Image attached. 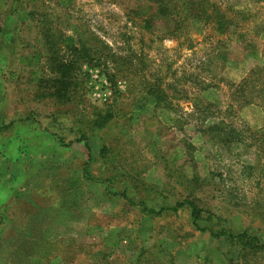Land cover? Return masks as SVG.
I'll return each mask as SVG.
<instances>
[{
    "label": "rangeland",
    "instance_id": "1",
    "mask_svg": "<svg viewBox=\"0 0 264 264\" xmlns=\"http://www.w3.org/2000/svg\"><path fill=\"white\" fill-rule=\"evenodd\" d=\"M192 1L223 13L227 34L192 16L171 34L174 19L139 17L137 0H74L41 18L54 36L67 31L68 18L84 22L86 49L65 102L37 94L28 86L32 71L9 56L11 70L0 78V125L9 126L0 136V264H264V0ZM58 54L71 57L63 46ZM150 90L164 95L160 105ZM110 108L119 116L89 145L97 155L108 141L110 164L99 159L92 170L117 178L77 184V201H68L75 217L59 222L44 209L66 202L57 194L75 187L69 178L80 177L89 151L76 141L60 147L51 134L69 143L78 122ZM106 186L137 193L159 217L152 222L119 197L100 202ZM191 195L208 232L192 226L187 206L167 210ZM139 227L129 252L123 242ZM72 235L85 246L45 239Z\"/></svg>",
    "mask_w": 264,
    "mask_h": 264
},
{
    "label": "trees",
    "instance_id": "2",
    "mask_svg": "<svg viewBox=\"0 0 264 264\" xmlns=\"http://www.w3.org/2000/svg\"><path fill=\"white\" fill-rule=\"evenodd\" d=\"M74 0H0V60H4L6 54H10L16 61L17 67L21 72L25 70H31V77L28 83L33 85V89H35L37 94L41 95V97H51L59 99L62 102L66 101L67 89L71 85V81L73 79V72L75 68L80 63V58L83 59L84 50L86 48L82 45V40L80 35L82 33L81 29L84 28V22L77 21L74 22L71 18L67 19L63 25H65V29L63 33H58L57 35L52 32V24L51 21H47L41 18H49L56 15L55 10L59 9L61 11H68L71 4ZM174 1L178 2L179 6L174 5ZM139 6L135 10V13L148 21L153 22L155 18L163 17L167 19H174V21H168L170 25L171 34L173 32H177L186 25V21L191 16L199 19L204 22L205 25H212L215 27L216 32L219 34H227L229 22L224 17L223 13H221L215 6H212V12L208 13L207 8H205L203 1H192V0H137ZM52 3V4H51ZM200 6V10H197L193 13V9L197 6ZM50 8V10H48ZM47 9V10H46ZM189 11L187 14L186 11ZM174 11H178V13H173ZM23 13L25 15L24 21L21 24L20 29L8 30L5 28V15H13L15 13ZM197 14V15H196ZM196 15V16H195ZM178 18V19H175ZM213 18V19H212ZM42 22L44 23L42 28H38V31H31L33 23ZM40 25V24H39ZM37 27V25H36ZM31 31V32H30ZM66 32V33H65ZM31 36L32 39L30 41L26 40ZM244 36V34H241ZM242 43L244 41H241ZM247 45L249 54L255 55L257 53V49L255 48V44L253 42H249ZM61 46L63 49H66L70 52L71 57L69 59L60 58L58 54V50H60ZM4 54V55H3ZM86 60V59H85ZM84 60V62H85ZM44 62V64H43ZM49 68L51 71L52 77H49L46 74V69ZM17 73V72H16ZM47 88V89H46ZM48 90V91H46ZM149 94L155 95L157 105H160L164 101V95L161 92H155L154 90H150ZM165 109V108H164ZM164 112V111H163ZM68 113V111H66ZM119 112L115 109L110 108L105 113L99 112L95 114L94 117L88 121L83 120V122H78L77 135L74 137L73 141L69 143H65L64 137L53 133L51 134V138L56 141L57 145L63 148H67L73 145V142L76 141L78 143L83 142L87 147L89 154L88 160L84 164V168L82 169V176L76 178H69V180L75 181V187L70 185L69 191H64L62 193H58L62 199L66 202L61 204V207H68V201L73 197H79L78 185L83 182L90 181L96 183H110L117 178V176L112 175L110 178H104V173L99 175H94L93 167L99 159H102L107 164L111 162L110 154L111 149L108 141L103 138V144L101 145L100 150L97 155L93 154V150L89 145L91 137H98V139L102 138L99 134L104 131L109 124L117 119ZM61 115H64L62 113ZM59 115V116H61ZM58 117V116H56ZM55 118V117H54ZM59 118H56L58 120ZM0 120L2 121L0 116ZM68 121L67 119H64ZM9 126L0 125V136H3ZM215 128V127H213ZM76 132H72L75 134ZM229 138V136H228ZM99 139V140H100ZM101 161V160H100ZM174 160L167 161L168 168L171 170L174 169L175 164ZM120 166V163L112 165L115 172H118L116 168ZM121 168V166H120ZM71 184V183H70ZM78 184V185H77ZM112 190V187H110ZM135 186V190H136ZM53 193L57 192L56 189H52ZM78 193H75L77 192ZM113 191V190H112ZM128 190L122 191H113V195L123 199L127 204L134 206L135 210L139 211L142 217L150 218L153 221L160 215V211H156L154 207H149V205L143 200H137L135 195H130L127 192ZM137 191V190H136ZM190 191V189H189ZM68 199V200H67ZM4 206V205H3ZM187 206L190 212V221L192 222V226L196 227V229L200 232H208L209 229L200 228L199 221L203 219V213L205 212L202 208L198 206L196 202L193 201V195L189 198L185 199L182 203H177L175 207H170L167 210H171L174 212H178L181 208ZM5 207V206H4ZM70 208V207H69ZM166 210V209H165ZM4 222V220H0V222ZM4 222L3 224H5ZM211 233V232H210ZM212 237H227L225 233L213 234ZM230 240L234 239V236H228ZM245 237V234H244ZM133 244L131 247L127 249V251H132Z\"/></svg>",
    "mask_w": 264,
    "mask_h": 264
},
{
    "label": "crops",
    "instance_id": "3",
    "mask_svg": "<svg viewBox=\"0 0 264 264\" xmlns=\"http://www.w3.org/2000/svg\"><path fill=\"white\" fill-rule=\"evenodd\" d=\"M24 18H25V15L23 13H15L13 15L9 14V15H5V28L8 29V30H14V29H20L21 27V24L22 22L24 21ZM4 55V54H3ZM9 56H11L10 54H6V57L4 60H0V78H2L4 75L7 74V72H9L11 69V64L9 63ZM12 57V56H11ZM44 64V62H43ZM80 177L82 176V173L81 175H79ZM78 178V177H77ZM95 183V184H99L102 186V184H105V183H96V182H90V181H86V182H83L82 185H84V183ZM102 188V187H101ZM90 194V197H91V193L89 192ZM102 200L103 201H100V202H104L105 201H108V202H113L112 200H114L116 198V196L113 195V191L109 188V187H104L102 188ZM86 208V204L84 203L82 208L81 209H84ZM45 213L47 214H56V218H61V220L59 222H63L65 220V217L68 218V217H75L74 215V212H72V209H70L69 207H61L60 205L58 206H55V207H48V208H45L44 209ZM148 220V219H147ZM143 221H141V225H143ZM142 229L141 227H139L138 230H135V233H137V237H132L130 239V241L128 240H125L123 243L124 245V249L125 248H129V246L131 247V244H133V247H132V251L135 250L136 248V245H135V242H139V238L141 239V234H142ZM107 233V232H106ZM45 239L46 240H51V241H56V240H61L62 241V244L64 246H70V245H75V243H77V245L79 247L81 246H85V241L84 240H81L79 237H75V236H59V237H50V236H45ZM43 239V240H45ZM149 237H147V239L145 240H148ZM81 240V242H79ZM72 242V243H70ZM122 244V243H120ZM87 245V243H86ZM89 249H87L85 252H87L88 254H90L88 252ZM130 251V252H132Z\"/></svg>",
    "mask_w": 264,
    "mask_h": 264
}]
</instances>
